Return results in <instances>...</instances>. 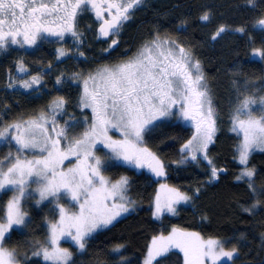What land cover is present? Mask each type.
<instances>
[{
	"label": "snow or ice",
	"instance_id": "snow-or-ice-1",
	"mask_svg": "<svg viewBox=\"0 0 264 264\" xmlns=\"http://www.w3.org/2000/svg\"><path fill=\"white\" fill-rule=\"evenodd\" d=\"M143 2L0 0V52L7 51L10 46L33 48L45 37L63 40L65 35H71L81 44L84 34L78 30L76 20L78 15L89 10L102 21L100 36L116 35L113 30L118 31L122 22L130 19V9ZM247 4L251 8L258 6L257 0H247ZM105 11L111 19L104 17ZM210 19L208 11L200 16L204 22ZM254 27L264 30V15L257 19ZM228 30L224 25L219 26L211 39L215 41ZM234 30L245 32L243 26ZM116 43L112 40L106 51ZM66 55L65 49L57 50L58 60ZM79 55L83 57L84 53L81 51ZM253 55L264 58V48L254 49ZM16 72L21 75L8 84L9 88L18 85L25 90L39 91L44 73L29 74L23 59L17 61ZM73 79L82 81L83 90L77 106L81 112L91 111L90 120L87 115L82 119L69 115L61 124L57 117L68 115L67 100L64 96H56L39 114L20 117L0 127V141L10 148L0 157V193H12L0 208V264H26L30 259L27 253L21 259L15 249L5 247V239L14 227H26L30 222L26 221L22 201L34 198L33 193L39 196L37 205L51 197L59 215L58 220L48 222L46 240L31 245V256L42 258L45 264H70L72 252L60 246L61 239L70 237L83 251L92 233L109 227L123 213L129 212L135 202L127 195L128 178L122 176L112 182L104 174L106 162H123L136 169L147 168L156 177L164 176V165L145 144V133L159 127L158 120L178 115L190 121L195 132L180 149L182 160L202 158L207 161L209 183L218 180L224 171L214 165L207 151L214 142L217 114L201 63L190 48L177 40L162 38L157 33L128 60L99 67L87 76L75 74ZM55 83L62 85L63 75L58 76ZM257 104L259 108L254 110ZM231 125V131L241 137L235 158L244 166L235 179L246 183L256 200L243 209L254 215L260 205L258 196L264 193H258L255 187V170L248 167V160L255 150L264 152V96L238 98ZM78 128L83 130L77 132ZM112 132L119 133V138H114ZM100 152L102 156L97 154ZM161 192L164 193L163 201L160 193L155 196L153 216L157 219L165 212L176 215L175 205L187 204L193 199L167 184H161ZM198 194L199 190L195 195ZM63 198L78 206V211H70L61 204ZM261 242L264 245V235ZM173 249L183 254V264H206L207 261L220 264L222 260L227 264L238 255L235 247L226 251L219 240H205L199 233L173 227L168 235L152 238L144 264H155L157 258ZM113 251L118 252L120 248Z\"/></svg>",
	"mask_w": 264,
	"mask_h": 264
},
{
	"label": "trees",
	"instance_id": "trees-1",
	"mask_svg": "<svg viewBox=\"0 0 264 264\" xmlns=\"http://www.w3.org/2000/svg\"><path fill=\"white\" fill-rule=\"evenodd\" d=\"M163 1L151 7L149 14L135 18L121 39L125 44L123 51L134 50L139 43L157 33L172 40L178 37L182 46L191 49L201 63L217 114V130L214 142L208 146V155L214 165L224 171L218 180L209 183L207 161L181 158L180 149L189 139L191 128L174 121L160 124L146 137V146L164 165L165 183L193 199L187 204L182 203L176 215H165L155 220L151 212L157 181L145 172L106 166L107 175H110L109 169L116 168L113 180L122 176L128 178L127 195L135 203L124 218L90 238L82 253L72 256L70 264H142L152 238L173 227L199 233L204 239H217L226 250L235 247L238 255L232 264H264V245L261 242L264 235V195L258 196L260 205L254 210V215L243 210L256 200L247 184L235 179L244 166L239 165L235 158L239 139L231 131L237 99L242 100L246 95L263 96L264 58L253 55V50L264 48V30L254 27L257 19L264 15V0H257L256 8L249 7L247 0ZM205 11L211 14L207 22L200 20ZM221 25L229 30L213 41L211 36ZM241 26L245 28L243 34L234 30ZM97 50L90 46L89 52L94 58ZM53 60L51 57L48 62L53 65ZM81 65H70L66 71L71 73L74 69L76 73L84 74L98 67L95 61ZM6 84L0 71L1 123L37 115L56 96H64L67 100L68 117L79 116V86L65 83L57 86L50 82V93L28 96L8 91ZM248 167L255 170L258 193H264V152L252 153ZM197 190L199 194L195 195ZM53 212L54 209L49 207L47 223L53 220ZM26 219L30 222L25 227V234L12 230L5 239V247L15 249L21 259L24 253L31 252V242H42L46 233L45 221L40 216L30 213ZM117 247L120 251H113ZM28 256L30 259L26 264H45L42 258ZM155 264H183V261L179 252L171 251L157 259Z\"/></svg>",
	"mask_w": 264,
	"mask_h": 264
},
{
	"label": "rangeland",
	"instance_id": "rangeland-1",
	"mask_svg": "<svg viewBox=\"0 0 264 264\" xmlns=\"http://www.w3.org/2000/svg\"><path fill=\"white\" fill-rule=\"evenodd\" d=\"M164 1L163 0H161V1H159V2H156V4L157 5H160L161 3H163ZM155 35H153L151 38H149V39H147V40H145V41H143V42H141L140 43V46L132 53V56H129L128 58H131V57H133L137 52H138V50L141 48V46L145 43V42H147V41H149L150 39H152L153 37H154ZM161 36V35H160ZM162 37V36H161ZM162 38H168V36H163ZM169 39V38H168ZM76 49V48H75ZM75 51H77V50H75ZM74 51V52H75ZM68 52V55H66V56H64L63 58H61V59H57V50H52L50 53H48V52H44L43 54H40V55H38L34 60H32V61H30L29 63H26V61L24 60V64H25V66L29 69V74H31V75H36V74H38V73H44V76H43V80H42V83H41V85L39 86V91H33V90H25V89H22V88H20L18 85L16 86V87H14V88H9L8 87V84L10 83V82H14V80H15V78H17V77H19L21 74H19V73H17L16 72V66H17V64H13V62H11V63H6V64H0V71H1V75L3 76V78L5 79V81H6V86H5V88L8 90V91H14V92H16L17 94H20V95H28V96H37V95H40V94H42V92H44V93H50L49 92V89H48V86H49V83L50 82H55L56 81V78L58 77V76H61V75H63V78H64V83L67 85V84H71V85H73V86H79L80 87V91H81V93H82V90H83V85H82V81H77V80H75V79H73V77L75 76V74H78V73H76V71H74V69H72V72L71 73H69L68 71H66L68 68H70V65H77L78 63H80V65L81 64H87V63H89V61H91V60H88L87 58L86 59H84V60H82L83 59V57H81L80 55H75V56H73V53L74 52H72L71 50H69V51H67ZM71 52V53H70ZM50 56H52L53 57V61L55 62V64H57L56 66H53V67H51V68H49L48 66V68L46 67V68H42L44 65H48V64H50V62H48L49 61V59H51V57ZM41 57V58H40ZM70 57H73V58H71V59H69V60H74V61H68V64H67V61H65V63H63V61L65 60V59H68V58H70ZM197 59V58H196ZM76 60H82V61H80V62H77ZM77 63H76V62ZM62 62V63H61ZM121 62H124L123 60H121V61H119V62H117V63H114V64H112V65H110V66H113V65H116V64H119V63H121ZM61 63V64H60ZM64 64V65H63ZM81 66H83V65H81ZM103 65H101V66H98L97 68H99V67H102ZM76 67H78V66H76ZM202 67V66H201ZM97 68H95V69H97ZM94 69V70H95ZM93 70V71H94ZM93 71H91V72H93ZM87 74L88 73H84L83 75L84 76H87ZM26 76L28 75V74H25ZM10 76L13 78V80L12 81H10ZM245 87V85H243V88ZM263 96H264V92H263ZM50 103V102H49ZM48 103V104H49ZM48 104L46 105V107L44 108V109H42V110H46L47 109V106H48ZM259 108V104H257L256 106H254V110L255 109H258ZM80 110V109H79ZM174 111V113L176 112V109H174L173 110ZM68 113V112H67ZM84 115H87L88 117H89V120L91 119V111L90 110H88V109H85L83 112H81V110H80V112H79V116L78 117H76V119H82V117L84 116ZM256 115H259V112L257 111L256 112ZM57 119L59 120V122L61 123V124H63V122L65 121V120H67L68 119V116L67 115H65V116H60V117H57ZM167 121H174L175 123H181V124H184L185 126H188V127H190L191 128V131H190V136H189V139H191V137H192V135L194 134V132H195V129H194V127H192V124H191V122L190 121H185V120H183L182 118H179L178 117V115H173V116H171V117H168V118H165V119H163V120H158V121H156V124L157 125H160V124H162V123H166ZM5 125H7V124H4V123H1V121H0V127H2V126H5ZM231 127H232V125H231ZM83 129L82 128H78L76 131L77 132H80V131H82ZM233 132V131H232ZM234 133V132H233ZM111 135H113V137L114 138H119V133H116V132H112V133H110ZM150 134V132H147V133H145V141H146V137L148 136ZM236 136H237V134L236 133H234ZM238 137V139H239V143H240V140H241V137H239V136H237ZM188 139V140H189ZM187 140V141H188ZM187 141L185 142V143H187ZM184 143V144H185ZM146 144V143H145ZM9 150H10V148H9V146L8 145H6L3 141H0V157H3V156H5L8 152H9ZM11 150L14 152L15 151V146L13 145L12 146V148H11ZM105 152L107 151L106 149L104 150ZM256 152H260L259 150H255V151H253L252 153H256ZM251 153V154H252ZM98 155H103V152H100V153H97ZM250 154V155H251ZM200 159H202V158H200ZM66 164L68 163V162H65ZM121 166V167H124V168H128V169H131V170H134L135 172H137V173H141V172H145V173H147L148 175H150L151 176V178L154 180V181H157V184H156V189H155V192H154V196H153V199H152V212H151V215H152V217H153V219H155V220H160L163 216H165V215H172V214H169V213H167V212H165L164 214H162L160 217H159V219H157V218H154V216H153V212H154V204H155V196L157 195V193H160L161 194V196H162V201H163V195H164V193L163 192H161V184H166L165 183V181H164V178H165V175L164 176H162V177H156V176H154L151 172H149L148 171V169L147 168H142V169H136V168H133V167H130V166H128V165H126V164H124L123 162H116V161H109V162H106V166ZM105 166V167H106ZM109 171V173H110V175H107V171H105L104 172V174H105V176L107 177V178H109L112 182H115V181H117V180H119L120 178H118V179H115V180H113V176L114 175H116V168H111V169H109L108 170ZM168 186V185H167ZM35 187V185H32V188H34ZM169 187V186H168ZM169 188H171V187H169ZM30 191H31V189H30ZM2 195H3V197H2ZM12 195V193L11 192H8V194L7 195H4L3 193H0V208H2L3 207V205H5L6 204V202H7V200L10 198V196ZM2 197V198H1ZM33 197L34 198H29V199H26V200H24V201H22V209L24 208V211L27 213L28 211H30V212H28L27 213V216H28V214H32V215H38V216H40V218H42L44 221H45V230H46V233H45V236H44V239H46L47 238V235H48V223H47V221H46V218H47V216L48 215H50V213H49V207L50 208H52V209H54V212L52 213L53 214V216H52V221H56V220H58L59 219V215H58V210L55 208V203L54 202H52V198L50 197L48 200H45V201H43L42 203H40L39 205H37V203H36V201L39 199V196H38V194H36V193H33ZM60 203L61 204H63L65 207H68L69 208V210L70 211H78V206H73L72 205V202L70 201V200H68L67 198H63V199H61V201H60ZM181 204L182 203H180V204H177V205H175V207H176V209L178 210V208L181 206ZM46 206V207H45ZM34 209V211H33V213H32V210ZM126 214L127 213H123L120 217H118L114 222H113V224H115L117 221H119V220H121L122 218H124L125 216H126ZM26 221H27V219H26ZM112 224V225H113ZM112 225H110V226H112ZM109 226V227H110ZM109 227H107V228H109ZM107 228H105V229H107ZM105 229H102V230H97L96 232H94V233H92L88 238H87V241L90 239V238H92L95 234H98L99 232H101V231H103V230H105ZM172 229V228H171ZM171 229H169V231L167 232L166 231V233H163V235H168L169 233H170V231H171ZM13 230H20L21 231V234L23 235V234H25V232L27 231L26 230V228L25 227H21V228H15L14 227V229ZM185 231H187V230H185ZM188 232H193V231H188ZM9 234V233H8ZM8 234H7V236H8ZM6 236V237H7ZM202 237V236H201ZM203 238V237H202ZM44 239H43V241H44ZM204 239V238H203ZM205 240H207V239H205ZM217 240V239H216ZM42 241V242H43ZM32 244L34 243V242H31ZM150 243H151V241H150ZM150 243H149V245H150ZM60 246L62 247V248H67L70 252H72V256L73 255H77V254H79V253H82V251H80L79 249H78V247L75 245V243H74V241H72L71 240V238L70 237H64L63 239H61L60 240ZM28 248H29V246H28ZM226 250V249H225ZM171 251H177V252H179L178 250H175V249H173V250H171ZM170 251V252H171ZM226 251H230V250H226ZM31 254V252L28 254V255H30ZM179 254L181 255V257H182V261H183V254L182 253H180L179 252ZM160 258V257H159ZM159 258H157V259H159ZM145 259V258H144ZM144 259H143V262H142V264H144ZM233 263V261H228L227 262V264H232ZM206 264H211V262L210 261H207L206 262ZM220 264H225V261H221L220 262Z\"/></svg>",
	"mask_w": 264,
	"mask_h": 264
},
{
	"label": "flooded vegetation",
	"instance_id": "flooded-vegetation-1",
	"mask_svg": "<svg viewBox=\"0 0 264 264\" xmlns=\"http://www.w3.org/2000/svg\"><path fill=\"white\" fill-rule=\"evenodd\" d=\"M159 1L161 0H144L142 5L135 6L133 9H130V19L122 22V25L119 27L118 31L113 30L114 32H117L116 35H109L108 37L100 36L99 28L102 21L97 20L95 13L89 10L78 15L76 20L78 30L84 34L83 43L77 44L71 35H65L63 40H59L55 37H45L41 42H38L37 46L33 48H28L27 46L24 48H20L19 46H10L7 51L0 52V64L11 62H13V64H17V61L20 59H23V61L25 60L26 63H29L44 52L50 53L52 50H58L60 48H63L66 51L71 50L72 52L77 50L73 53V56L79 55V53L82 51L84 53L82 60L90 56V58L87 59H92L91 61L97 62L98 66H110L121 60L126 61L127 56H132V53L140 46V43L134 47V50L131 49L124 52L123 50L125 48V44L121 41L122 37L125 36L132 24H134L136 17L149 14L151 11L150 8L157 5L156 2ZM98 2H101V0H98ZM116 2L127 3V0H116ZM112 13L115 14V9H112ZM103 15L106 19H111V16L106 11L103 13ZM112 40H116L117 43L112 46L110 50L106 51V49H109V45L111 44ZM177 41L180 43L181 40L177 37ZM90 46L98 48L96 51V58H94L89 52ZM71 58L73 57L65 59L63 63H65L67 60L74 61L69 60ZM82 60L76 61L80 62ZM56 65L57 64L53 63V66ZM77 65H80V63Z\"/></svg>",
	"mask_w": 264,
	"mask_h": 264
},
{
	"label": "bare ground",
	"instance_id": "bare-ground-1",
	"mask_svg": "<svg viewBox=\"0 0 264 264\" xmlns=\"http://www.w3.org/2000/svg\"><path fill=\"white\" fill-rule=\"evenodd\" d=\"M44 263V262H43Z\"/></svg>",
	"mask_w": 264,
	"mask_h": 264
}]
</instances>
